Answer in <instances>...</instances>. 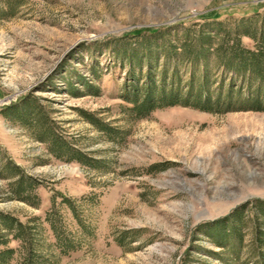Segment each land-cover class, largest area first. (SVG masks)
Masks as SVG:
<instances>
[{
    "label": "rangeland",
    "instance_id": "rangeland-1",
    "mask_svg": "<svg viewBox=\"0 0 264 264\" xmlns=\"http://www.w3.org/2000/svg\"><path fill=\"white\" fill-rule=\"evenodd\" d=\"M263 25L264 0H0V211L38 217L45 264H264V78L225 66ZM201 36L207 57L183 52ZM149 67L156 95L203 90L214 111L138 117L127 95ZM6 161L39 183L37 204L13 196ZM52 204L66 252L44 221Z\"/></svg>",
    "mask_w": 264,
    "mask_h": 264
},
{
    "label": "trees",
    "instance_id": "trees-1",
    "mask_svg": "<svg viewBox=\"0 0 264 264\" xmlns=\"http://www.w3.org/2000/svg\"><path fill=\"white\" fill-rule=\"evenodd\" d=\"M250 31L248 29L244 30L241 35H245L252 40H257L259 43L257 45V49H250L245 47H239L231 50L230 53V59H227L225 61V66L233 69L239 73L242 72H250L255 73L259 78H264V25L262 27V30L259 31ZM209 37H203L201 36L200 42L198 44L199 48L196 51H190V46L187 45L186 42L181 44V48L183 52H187V54H194L197 57H207L208 50L210 46H203L205 41H209ZM240 38V35H239ZM211 40V39H210ZM207 41V42H208ZM240 44V39H236L235 45ZM153 52L150 51V55ZM174 53V52H172ZM145 59L147 60V57L149 58V53H144ZM233 60V61H232ZM238 60V61H235ZM140 61V60H139ZM149 61V60H148ZM147 63L149 64V62ZM235 62H237L235 64ZM141 63V62H140ZM141 66V64H140ZM149 66V65H148ZM151 67V66H150ZM148 68L147 74L145 75L146 80L145 84L141 86V91L138 92L139 88L133 87L131 90L130 95H127L129 98L127 101L131 104L130 111L134 112L138 115V117L147 116L149 112L154 110L156 107L163 106L164 105H175V104H183V105H190L193 107H196L198 109L204 110V111H214L208 104L202 105L200 103V97L203 90H198L196 93V97L193 102H190L188 98L185 99H179V94L176 88L171 87V90L169 94L163 95L161 92L159 95H156L155 90L156 88V79L152 75V69ZM164 70L161 72L163 77ZM193 76V74H192ZM176 78H173L175 80ZM163 80V78L161 79ZM85 86L90 87L86 84V82L83 83ZM92 89V88H91ZM93 93H96V88L93 87ZM139 93L141 95H139ZM204 97L206 98L207 102H210V95L208 93H204ZM232 94H230L231 96ZM142 96V97H141ZM230 96H228V100H230ZM141 98V99H140ZM253 98V99H252ZM251 99L253 102H257V97H252ZM205 100V99H204ZM231 102V101H230ZM33 103H36V100L34 99ZM25 104V103H24ZM231 105V103L227 104V106ZM255 106H253L251 109H254ZM37 105H35V109L37 110ZM256 109L258 107H255ZM18 109V108H16ZM259 109V108H258ZM11 109H8L9 112ZM14 111V110H13ZM19 117L20 119L24 120V118H28L29 114L25 112L23 109L22 111H19ZM17 113V114H18ZM32 124L39 127L41 130L40 132L43 133H49L51 137L54 138L53 133L51 132L50 128L48 127V120L45 118L42 112L36 111L32 114ZM47 121V122H46ZM41 138V137H40ZM62 147L63 145L60 144ZM69 160H75L78 162H86L84 157L79 153L78 151H73L71 153ZM2 177L10 176V177H17L15 180L14 188H13V196L17 197L22 200H26L29 202H32V204H37L38 202H35L29 199V195L33 189L39 184L37 181L33 180L30 176L25 177L20 169L19 166L10 163L6 161L2 166ZM27 190L26 195L25 191ZM29 192V193H28ZM32 194V193H31ZM34 198L36 197V194L34 193ZM62 201L64 202H70L69 197H66L65 195L59 194ZM51 201L54 204V197H51ZM53 204L51 208L46 211L44 221H46L50 229L53 232V235L55 237V243L57 246L60 247L61 251L66 252L70 246H71V240L66 237L62 231L60 230L56 219H54L53 214ZM37 220L38 217H34L31 220L27 221H21L18 217L12 215L11 213L1 212L0 211V264H9L10 260L13 258V255L15 254V251H17V247L11 245L9 242L11 239H17L19 241V247L21 250V264H45L44 259L41 257V253L38 250V244L39 242V230L37 228ZM32 223V224H31ZM221 226V225H219ZM220 236V235H218ZM215 235L214 237H218ZM214 242L219 241L218 238H214ZM218 239V240H217Z\"/></svg>",
    "mask_w": 264,
    "mask_h": 264
}]
</instances>
